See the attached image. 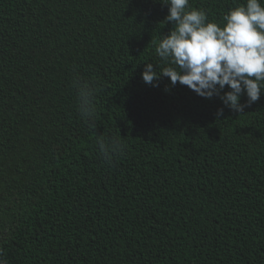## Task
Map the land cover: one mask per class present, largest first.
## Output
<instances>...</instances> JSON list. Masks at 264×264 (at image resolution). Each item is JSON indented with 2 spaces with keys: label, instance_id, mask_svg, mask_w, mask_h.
Wrapping results in <instances>:
<instances>
[{
  "label": "trees",
  "instance_id": "1",
  "mask_svg": "<svg viewBox=\"0 0 264 264\" xmlns=\"http://www.w3.org/2000/svg\"><path fill=\"white\" fill-rule=\"evenodd\" d=\"M245 2L189 0L221 25ZM167 15L160 0H0L8 264H264V94L237 112L146 84V63L168 66ZM78 78L97 89L90 120ZM101 137L123 145L110 162Z\"/></svg>",
  "mask_w": 264,
  "mask_h": 264
},
{
  "label": "clouds",
  "instance_id": "2",
  "mask_svg": "<svg viewBox=\"0 0 264 264\" xmlns=\"http://www.w3.org/2000/svg\"><path fill=\"white\" fill-rule=\"evenodd\" d=\"M168 6L165 23L173 29L162 35L155 51L168 66L158 73L153 63H146L143 81L162 76L172 86H187L202 98L218 96L223 105L237 112L258 101L264 94V0H246L223 16V24L211 21L203 9L192 8L189 0H160ZM79 113L90 120L97 113L94 102L97 89L78 78L74 82ZM228 91H225V88ZM168 89H166L167 91ZM248 97L242 104L241 97ZM223 115V108L217 116ZM100 154L111 161L112 153L121 152L117 137L98 139ZM0 264H8L0 258Z\"/></svg>",
  "mask_w": 264,
  "mask_h": 264
}]
</instances>
